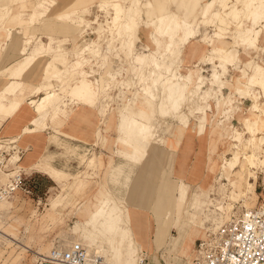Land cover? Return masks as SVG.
Instances as JSON below:
<instances>
[{
    "label": "rangeland",
    "instance_id": "1",
    "mask_svg": "<svg viewBox=\"0 0 264 264\" xmlns=\"http://www.w3.org/2000/svg\"><path fill=\"white\" fill-rule=\"evenodd\" d=\"M69 1L44 0L43 3L47 8L48 6L50 8L52 3H56V5L41 15V25H38L33 19L30 26L38 30L36 34L42 37L44 44L49 43L50 39L52 46L61 45L65 49L64 54L69 56L73 63H79L81 58L85 59L83 66L72 73L76 78L85 80L87 85L91 86L92 96L82 107L78 105L74 96L76 92L73 88V74L68 78L64 68L61 65H55L48 78V83L51 86L60 85V91L57 92L60 94L58 102L67 104L66 108L60 106L65 110L64 113L60 112L52 118L48 117L47 120H44L45 116H41L36 121L38 125L36 132L21 137H18V132L22 127H30V125L22 120H17V111L12 117L0 113V153L9 152L5 158V169L9 171L16 167L27 174L26 176L32 174L38 178L36 179L38 184L34 188L31 198L23 196L19 192L10 199L0 201V264H36V257L46 255L51 248L56 246L67 248L74 242L81 243L89 254L94 252L101 254L105 262L109 264H145V262H140L142 247L133 236V218L140 214L141 210H132V206L139 207L140 205L146 208V204L153 203V201H156V211L153 210L150 213L154 218H164L169 209L172 212L164 223L157 222L155 219L160 237L163 240L168 239L165 243L170 245V251L176 254L173 260L169 257L163 258H168L172 264H186L187 259L194 257L195 241L205 237V235L199 237L201 232L207 233L215 229L220 223L228 220L235 210L240 212L244 209L255 208L257 203V206L264 204V168L258 163H255L253 169H250L252 175L248 180L253 189L248 199H239L236 197L237 193L232 195L228 183L220 179L224 159L231 158L230 150L236 149L242 156L244 153L251 154L254 151L262 157V160L264 159V131H255L252 135L248 130L249 127L255 129L253 118L256 116L264 120V92L256 88L253 83L255 71L257 69L264 71V15L262 18L258 17L254 20L252 13L249 12L250 0H223V3L220 4L218 0H206L212 3L211 15L208 17L210 20L214 14L212 22L200 24L198 31L182 44L179 40L182 37L181 30L173 38L168 35L160 36L155 31L154 19L143 15L141 17L143 19L138 20L139 40L136 43L133 61H128L120 53L116 57L114 51L106 55L112 61V69L114 71L120 69V76L116 82L105 87V82L108 80L105 75L108 62L101 61L99 56L92 57L88 54L87 49L104 53L107 46L113 42L111 33H115L116 30L110 24L113 15L111 2L108 0H87L84 7L78 8V12L76 10L73 15H70L74 22L71 26H67L61 24L59 19H66L62 6ZM123 1L119 0L118 4L122 6L124 12L131 2L124 3ZM149 1L142 0V5H148ZM174 2L177 3V0ZM174 6H170L169 12L179 22L182 17L180 14H184V10L179 6L173 8ZM36 7L34 0H2L0 3V91L10 85H14L15 88L17 83H20V78L10 77L19 67V61L14 59L16 45H7L6 42L7 35L14 36L18 32L10 18L28 21ZM233 9H236L237 12L235 20L224 16ZM80 11L84 21V30L81 32L76 28ZM91 15L93 18L89 19V16L92 17ZM223 24L227 29L220 31L219 27ZM25 28L23 27V29ZM89 30L92 32L90 33ZM245 30H250L251 36L252 33L258 32L254 44L249 45L242 42L240 34ZM71 36H75L73 42L70 41ZM35 39V37L30 39L32 42L25 47L28 52H34L41 48L40 42L36 40L38 41L36 43ZM171 39L178 40L169 43ZM75 44L80 46V50H84L78 52L79 56L70 54ZM165 45H170L165 61L168 62L169 58L171 60L169 62L176 67L169 82L174 84L175 89L176 86H181L183 96L185 95L184 100H186L189 89L196 91V97L199 98L205 114L202 130H195L196 132L193 133L194 128L192 127L190 129L182 128V134L184 141L188 139L186 143L195 138L200 144H205L206 178H209V182L192 185L182 178H171L173 155L181 142L174 141L169 135H165V144L156 146L147 160L142 163L151 162L150 167H152L155 162H162V166L158 168L159 179L157 167L149 173L151 175L146 176L143 175L145 171H141L144 168L140 166L129 184V186H133L132 192L127 194L128 197L121 199L116 197L114 189L126 191L127 178L117 177L114 174L116 179L113 181L116 182L108 183L109 171H113V164L109 168L108 163L118 158L121 160L123 156L120 139L124 137V130L119 123L121 116L116 110L119 105L118 83L131 77L135 81L141 78L140 83L136 84V87L141 89L140 85L145 79V77L142 78L143 73L145 76L151 73L153 67L150 62L160 59L159 53ZM215 47L237 51L234 65L228 67V72L219 78L222 88L211 85L214 65H218L216 54L211 52ZM44 51H39L34 67L35 71L29 75L34 79L23 78L22 81L33 86L44 76V66L49 60V53ZM175 56H177L176 60ZM132 62L133 70L131 69ZM199 77L202 79V84L197 87L195 83ZM238 83L246 84L247 91L254 98L253 100L240 98L236 90ZM15 91V95L18 98L21 97V103L25 106L27 103L26 94L22 96L20 88H16ZM105 94H108V97ZM107 99L110 101V109L106 107ZM184 105L185 101L182 106L183 113L188 116ZM83 108L90 109L95 113V116L97 115L96 119L92 120L95 122L92 129L94 136L92 144L98 147L95 152L82 132L76 130L79 128L78 124L85 127L88 124L82 122L84 119L79 117L80 114H76L75 117V112ZM104 110H108L105 115L106 121H111L108 130H104L105 126L100 114ZM250 114H252L251 117ZM195 116L203 117L202 114ZM15 119L17 122L13 127L12 122ZM71 119L75 121L74 124L71 123L74 130H62V133H59ZM165 122H171V120L165 119ZM188 122L191 126L192 122L189 117ZM44 123L48 126H42ZM173 125H177L176 122H173ZM47 128L52 130H45ZM42 131L52 133L48 135V140L56 135L57 140L62 143L59 147L53 146L50 149L51 164L47 159L41 160V156L33 158V153L21 156V143ZM65 132H68L69 135H65ZM252 138L253 141H251ZM79 145L90 147V149H81L82 151L79 152L78 156L79 158L84 156L83 160L76 158L72 152ZM26 149L24 147L23 152ZM2 155L5 156V154ZM27 157L30 159L22 165ZM92 157H94V164L101 165L97 171L91 168L94 164L87 165V161ZM119 160L117 161L118 166L121 162ZM141 162L139 161V163ZM32 165H40V167L54 171L55 174H58V182L54 183L46 175H41L42 173L40 174L37 168ZM160 168H162L161 171ZM5 174L8 173L0 174V182L6 180ZM233 175L232 179L240 178L239 168L235 169ZM51 181L58 188L50 190ZM181 184L184 188L185 198L179 215H176L174 214L177 208L176 199L179 196ZM100 189L105 191L104 198L116 201L120 206L119 210H115L108 202L104 203L103 201L104 209L101 214H88L92 200L86 199L85 196L94 192L96 195ZM125 203L130 207L129 211L123 208ZM245 204L250 207H246ZM106 214L109 215V219H104V216L108 217ZM72 215L76 217V221L69 225L67 221ZM170 228L175 229L176 236L170 235ZM187 229H193L198 234L193 241V250L189 258L183 257L178 248L182 230L187 231ZM89 233L91 235L94 233L95 236L88 237ZM6 234H11L10 237L13 239L6 237Z\"/></svg>",
    "mask_w": 264,
    "mask_h": 264
},
{
    "label": "bare ground",
    "instance_id": "2",
    "mask_svg": "<svg viewBox=\"0 0 264 264\" xmlns=\"http://www.w3.org/2000/svg\"><path fill=\"white\" fill-rule=\"evenodd\" d=\"M34 1L37 7L34 11H32V14H30V20L20 21L17 18H10L12 20L13 26L18 29V32L14 36L7 35L6 37V42L8 43L7 45H16L17 50L14 53V59L19 61V67L10 75V77H17L18 79L20 78V83H17L15 88L14 85H10L0 91V113H5L7 116L12 117L17 111V120H22V122L24 121L30 125V127H22L18 132V137L35 133L38 129L36 121L41 116H45L44 120H47L48 117L52 118L60 112H65V110H63L61 107L66 108L67 104L64 102H61V104H59L58 102V97L60 94H58L57 92L60 91V85L51 86V84L48 83V78L50 77L54 66L61 65L67 73L68 78H70L69 75L73 74V71L75 72L81 66H83V63H85L84 58H81V61L79 63H73L70 60L69 56L64 54L65 49H63L61 45L52 46V40L50 39L49 43H43L42 37L36 34L38 30L32 28L30 24L34 19L35 22L38 23V25H41V15H44V13L46 11H49L50 8H54L56 3H52L53 5L50 8L49 6L47 8V6L43 3L44 0ZM86 1L87 0H70L69 2H66L65 5L62 6L66 19L60 18V23L63 25L71 26L74 21L72 20L70 15H73L76 10L78 12V8L84 7ZM108 1L111 2L110 6L113 12L110 24L112 25V28H115L116 30L115 33H111L113 42H111L107 46L104 53H99L98 50L94 51L93 49H87L88 54L92 55V57L99 56L101 61L106 60L108 62L105 71V75L107 77L106 79L108 80L105 82V87H108L112 82H116L118 76H120V69L114 71L111 67L112 61L109 59L110 57L106 55H108L111 51H114L116 57H118L120 53L128 61H133L136 43L139 40L138 20L143 17V15H146V17L148 18L154 19L155 31L160 36L168 35L173 38L174 35L180 33L181 30L182 37L179 39L181 44L182 42H186L196 31H198L200 24L212 22L214 17V14H212V18L210 20L208 19V17L211 15L210 9L212 3L206 0H177V3H175L176 1L174 2V0H162L161 2L160 0H150L148 2V5L144 6L142 5V0H124V3L128 1L131 2L130 6H128V9L124 12L122 6L118 4L119 0ZM1 2L2 0H0V3ZM218 2L219 4L223 3V0H218ZM171 5H175L177 7L179 6V8L184 10V14H180L182 15V17L180 16L181 19L179 22L176 21V17L169 12ZM175 6L173 8H175ZM248 7L249 12H251L254 17V20L258 19V17L262 18V16L264 15V0H250ZM236 13V9H233L224 16L230 17L235 20L237 17ZM78 16L79 17L78 21L76 22V28L80 29L81 32L82 30H84L83 14L81 13V11L79 12ZM199 19L201 20L199 21ZM23 27L26 28L23 29ZM194 27L197 29H195ZM226 29L227 27L224 24L223 26L219 27L220 31H224ZM215 35L218 36V34ZM257 35L258 32H255L252 33L251 36V31L245 30L240 34V37L242 42L252 45L255 43ZM34 37L36 38L35 41L38 40L40 42L41 48L34 52H28L25 47L30 45V43L32 42V40L30 41V39H33ZM74 39L75 36H71L70 41L73 42ZM177 40L178 39H171L169 43L176 42ZM38 41H36V43ZM169 47L170 45H165L162 51L159 53L160 59H155L154 61L150 62L153 69L151 70V73L147 74L146 76L145 73H143L142 78L145 77V79H143V83L140 85L141 89H138L136 87V84L140 83L141 78H138L135 81L134 78L131 77L118 83L119 94L117 95V99L119 101V105L116 110L117 113H119L121 116V121L119 123L122 125L124 130V137L120 139V143L123 146V148L121 149V154L123 155L121 157V160H126L128 162V166L126 168H119L116 171H110L108 176V183L111 184L116 182L113 181L114 179H116V177H114V174L116 176L118 175L119 177H126L127 181L125 188L127 194L131 192V186H129V184L132 180V177L136 174L135 169L137 170L141 166V164L147 160L150 154L156 149V146H163L165 144V135H169L170 138H172V140L174 141L186 143L188 139L184 141L182 128L190 129L192 127L194 128V133L196 132L195 130H202V126L205 121V114L200 105L199 98L196 97V91L189 89L186 100H184L185 95L183 96L181 86L178 85L175 89L174 84L169 82L170 76L176 69V67L173 66V63L169 62V58L168 62L165 61L170 50ZM42 50H45L44 52L49 53V60L43 70L44 76L40 78L36 85L32 86L22 81V79L25 78L28 80L26 75L30 71V69H32L36 65L35 63L37 62L39 51ZM80 51L84 50H80V46L78 44H75L72 51H70V54H76L77 56L78 52ZM211 52L216 54V60L218 61V65H214L211 85L213 87L222 88L219 78L220 76H224L228 72V67L234 65L237 51L235 49L225 50L224 48L215 47ZM176 59L177 56H175V60ZM172 61H174V59H172ZM131 69H134L133 62ZM216 69L218 70L216 71ZM72 80L74 84L73 88H75L74 92H76V94L74 95L75 100L78 105H81L82 107L87 101H89V99H91V86L87 85L88 83L85 82V80L76 78L74 74L72 75ZM253 83L256 88L264 92L263 70L257 69L255 71ZM195 84H197V87L199 84H202L201 77L198 78L197 83ZM16 88L21 89L22 96L26 94L25 98L27 99V103L25 104V106H23L21 103V97L18 98V96L15 95ZM236 90L241 99H254L247 91L246 84L238 83L236 86ZM105 96L108 97V94H105ZM184 101V107L187 109L188 116L183 113L182 106L184 104ZM106 102V107L110 109L109 99H107ZM254 108L256 109V107ZM107 111L108 110H104L102 113H100L105 126L104 130H108L111 124V121H106L105 118ZM198 114H202L203 117H196L195 115ZM251 116L252 114H250V117ZM188 117L191 118V126L189 125ZM165 119H170L171 122H165ZM16 122V119L12 122L13 127L15 126ZM173 122H176L177 125H173ZM43 125L48 126L46 123L42 124V126ZM253 125L255 126V129H252L251 127L248 128L252 135L255 131H264V120H262L259 116L253 118ZM253 140L254 139L252 138L251 141ZM1 153H7L8 155L9 152L4 151ZM229 153L231 155V158L224 159V165L222 166L220 179L228 183L229 187L231 188L232 195H234V193H237L236 197H238L239 199H248V196L252 194L253 189V186L248 180V178L252 175L250 169H253L255 163H258L262 168H264V159L262 160V157L254 151L251 152V154L244 153V156H242L236 149L230 150ZM83 157L84 156H80L82 160L84 159ZM29 159L30 157H27L22 165L27 163ZM93 159L94 157L90 158L87 161V165L94 164ZM116 160L118 161L119 158ZM112 161L108 163L109 166L111 165ZM139 161L142 162L139 163ZM32 167H36L38 172L46 175L54 183L58 182V174H55L54 171H50L44 167H40V165H32ZM100 167L101 165L94 164L91 168L97 171ZM237 168H239L240 178L238 180H235L232 178H234L233 174L235 169ZM9 171H0V174H2V172L8 173L4 175L6 177V180L0 182V184L5 183L10 176L16 174L17 171L22 170L15 167L13 169H10ZM104 192L105 191L103 189L97 191L95 200H92L89 205V207L91 208L90 210H88L89 215L101 214V212L103 211L102 209H104L103 201L104 203L108 202L115 210L120 209V206H118L114 199L104 198ZM121 196L123 195L121 194ZM120 198L122 199L123 197ZM184 198V188L181 184L179 186V196L176 199L177 208L174 214L179 215ZM257 205L258 203L255 207H258ZM245 206L250 207L247 204H245ZM123 208L127 211L130 210L126 203ZM171 213L172 212L169 209V212L164 215V218L156 219V221L164 223L165 219L168 218ZM106 215L108 217L104 216V219H109V215ZM201 230L204 231L203 229ZM7 234L5 235L6 237L8 236V238L13 239L10 237L11 234ZM181 235L182 236L178 245L179 251H181V255L183 257L189 258L191 257V252L193 250V241L198 236L197 231L193 229H187V231L182 230ZM203 235H206V233L201 232L199 237H204ZM53 248H51L46 255L36 257V263L38 262V260L46 258ZM93 254H97L104 260V257L96 252L90 254L87 253V257H90ZM192 258L187 259L186 264L187 262H190ZM163 259L164 264H172L168 258Z\"/></svg>",
    "mask_w": 264,
    "mask_h": 264
},
{
    "label": "built area",
    "instance_id": "3",
    "mask_svg": "<svg viewBox=\"0 0 264 264\" xmlns=\"http://www.w3.org/2000/svg\"><path fill=\"white\" fill-rule=\"evenodd\" d=\"M2 154H5L3 156ZM7 153L0 154V171L5 169ZM10 172V171H9ZM17 171L0 184V200L11 198L15 193L31 198L38 180L34 176ZM140 262L145 258L140 255ZM36 264H109L97 254L87 257L79 242L67 248L56 246L49 255ZM187 264H264V204L236 212L218 227L196 240L194 257Z\"/></svg>",
    "mask_w": 264,
    "mask_h": 264
},
{
    "label": "crops",
    "instance_id": "4",
    "mask_svg": "<svg viewBox=\"0 0 264 264\" xmlns=\"http://www.w3.org/2000/svg\"><path fill=\"white\" fill-rule=\"evenodd\" d=\"M91 16L92 17L89 16V19L93 18V15ZM89 32L91 33L92 31L89 30ZM34 67L30 69V71L26 75L28 80L34 79V77H29L30 73L32 71H35ZM76 114L77 115L80 114L79 117L81 119H84L82 122H84L85 124L88 123L87 127L80 126L78 124L79 128H77L76 130H79L82 132V135L86 137L87 142L92 145L91 149L95 152V150L98 148L96 146H93L92 144L94 140L92 128L93 126H95V122H92V120L96 119L95 113H93V111L90 109L83 108V109H78L75 112V117L77 116ZM74 122H75L74 119H71L67 123V125L59 131V133H62V130H74L71 124V123L74 124ZM45 130H52V129L47 128ZM49 134L50 133L48 131H42L40 134L36 136H31L27 138L24 142L21 143V149H20L21 156L23 157L27 153H33V158H37L41 156L42 158L41 160L47 159L49 163L51 164V158H52L51 154L52 153L50 152V149L53 146L59 147L60 145H62V143L57 140L58 138L56 137V135L52 137L50 140H48ZM65 135H69V133L65 132ZM24 147H26L27 149L23 152ZM67 149H69V147H67ZM81 149H90V147H86L85 145L76 146V148L73 149L72 152L75 154L76 158L78 159H80L78 154L79 152L82 151ZM99 152H100V149H99ZM119 161H121L119 162V166L117 165L118 164L117 160L116 161L113 160L111 165L110 166L108 165V167L110 168L113 164V170L116 171L119 168H123V167L126 168L128 166L127 161L125 160H119ZM205 162H206L205 144H200L195 138L192 139L189 143L182 142L179 148L176 150V152L173 155L171 178L172 179L182 178L185 182H188L192 185L200 183V182L208 183L209 178H206ZM150 163L151 162H147L141 165V167L144 168V170L142 169L141 171L142 172L145 171L143 172V175L149 176L151 175L149 173H151L153 169L157 167V171H158L159 170L158 168L162 166V162L160 163L155 162V164L152 167H150L151 166ZM162 168H160V171L162 170ZM135 171L137 172L138 169ZM41 175H44V174H41ZM159 176L160 174L158 171V174H157L158 179H159ZM132 187L133 186H131V189ZM53 188L56 189L58 187L55 186L52 182V186L50 190ZM114 193L116 194V197H124V196L128 197L126 191H123L120 189H114ZM121 194L123 196H121ZM85 198L89 200H95V192L90 193L89 195L85 196ZM146 205H147L146 208L145 207L143 208L140 205H139L140 208L136 206H132L133 207L132 210L133 209L137 211L141 210V213L137 214L133 218V236H134L135 241L142 247L140 255H142L145 258V264H164L163 257H169L171 260H173L176 254L170 251L171 250L170 245H167L165 243L168 239L163 240L162 237H160L159 235V232H158L159 228L155 222V219H161V218H154L153 215L150 213V211H153V210L156 211V208H155L156 201H153V203L149 202ZM128 208L130 209V207ZM168 212L169 210L166 211V213ZM75 221H76V217L72 215L71 218L67 221V224L72 225ZM169 233L171 236L177 235L174 228H170ZM89 234H88V237L95 236L94 233L93 235H91V233Z\"/></svg>",
    "mask_w": 264,
    "mask_h": 264
}]
</instances>
